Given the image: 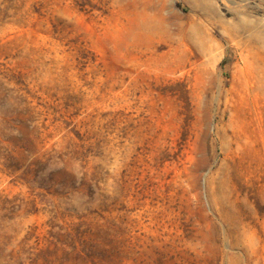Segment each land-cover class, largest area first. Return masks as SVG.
<instances>
[{
  "label": "rangeland",
  "instance_id": "rangeland-1",
  "mask_svg": "<svg viewBox=\"0 0 264 264\" xmlns=\"http://www.w3.org/2000/svg\"><path fill=\"white\" fill-rule=\"evenodd\" d=\"M0 264H264V0H0Z\"/></svg>",
  "mask_w": 264,
  "mask_h": 264
},
{
  "label": "bare ground",
  "instance_id": "bare-ground-1",
  "mask_svg": "<svg viewBox=\"0 0 264 264\" xmlns=\"http://www.w3.org/2000/svg\"><path fill=\"white\" fill-rule=\"evenodd\" d=\"M253 75V74H252ZM252 81V80H251ZM252 83V82H251ZM249 96V95H248ZM255 96V95H254ZM254 100H255V98H254ZM254 103H255V101H254ZM256 113H257V111H256ZM259 113V112H258Z\"/></svg>",
  "mask_w": 264,
  "mask_h": 264
}]
</instances>
